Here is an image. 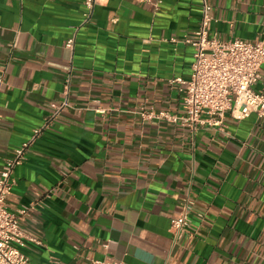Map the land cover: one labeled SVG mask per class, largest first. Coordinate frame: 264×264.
Instances as JSON below:
<instances>
[{"label":"crops","instance_id":"crops-1","mask_svg":"<svg viewBox=\"0 0 264 264\" xmlns=\"http://www.w3.org/2000/svg\"><path fill=\"white\" fill-rule=\"evenodd\" d=\"M206 1L210 35L264 37V0ZM83 9L0 0V168L41 128L6 197L12 211L32 206L29 260L264 264V117L226 112L224 128L193 131L139 113H183L171 80L190 76L184 38L202 0H97L86 23ZM187 205L191 236L175 240L170 220Z\"/></svg>","mask_w":264,"mask_h":264},{"label":"built area","instance_id":"built-area-1","mask_svg":"<svg viewBox=\"0 0 264 264\" xmlns=\"http://www.w3.org/2000/svg\"><path fill=\"white\" fill-rule=\"evenodd\" d=\"M133 1L152 3L155 8L161 3V0ZM96 3L97 0H83L81 23L89 21ZM210 11L211 5L202 0L199 25L193 37L184 38L194 50L189 78L171 80L178 83L183 113L146 110L142 107L139 111L142 119H164L180 123L194 131L202 126L224 128L223 118L226 112L236 120H242L251 114L264 117V77L260 74L264 63V37L248 41L241 38L224 40L216 34L210 35ZM74 40L75 34H72L65 40L64 46L72 49ZM258 83L261 85L256 88ZM40 131L41 128L34 129L31 136L14 149L0 168V264H33L23 251L24 238L35 243H39V240L28 236L21 227V220L28 215L32 206L12 211L7 206L6 197L14 185L12 173L15 167L23 162ZM189 208L187 205L178 217L170 220V230L175 240L185 234L191 236L187 229ZM88 264L128 263L122 260L91 259Z\"/></svg>","mask_w":264,"mask_h":264}]
</instances>
